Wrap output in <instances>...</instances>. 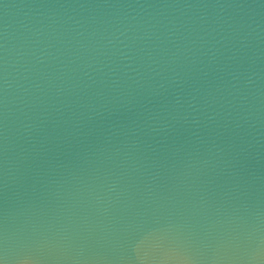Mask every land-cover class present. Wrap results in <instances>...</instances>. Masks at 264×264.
Segmentation results:
<instances>
[{"label": "water", "instance_id": "95a60500", "mask_svg": "<svg viewBox=\"0 0 264 264\" xmlns=\"http://www.w3.org/2000/svg\"><path fill=\"white\" fill-rule=\"evenodd\" d=\"M0 259L264 264V0H0Z\"/></svg>", "mask_w": 264, "mask_h": 264}, {"label": "clouds", "instance_id": "9594fccd", "mask_svg": "<svg viewBox=\"0 0 264 264\" xmlns=\"http://www.w3.org/2000/svg\"><path fill=\"white\" fill-rule=\"evenodd\" d=\"M179 100V97H177V101ZM256 259H259V253H257ZM0 264H7V260L6 259H0Z\"/></svg>", "mask_w": 264, "mask_h": 264}]
</instances>
